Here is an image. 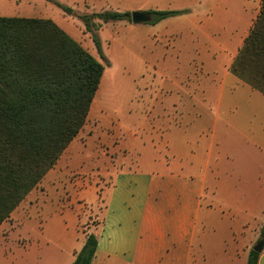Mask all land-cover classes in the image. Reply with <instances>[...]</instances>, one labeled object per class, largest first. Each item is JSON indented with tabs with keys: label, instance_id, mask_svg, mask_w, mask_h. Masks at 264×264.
<instances>
[{
	"label": "crops",
	"instance_id": "obj_1",
	"mask_svg": "<svg viewBox=\"0 0 264 264\" xmlns=\"http://www.w3.org/2000/svg\"><path fill=\"white\" fill-rule=\"evenodd\" d=\"M222 1V8L213 7L210 17L173 16L143 30L147 48L168 43L173 50L202 48L211 53L203 54L206 60L199 70H172L171 63L147 55L164 88L171 83L178 96L162 100L170 107L162 109L157 121L150 99L134 134L112 143V153L122 157L117 164L102 163L101 168L113 170L106 185L99 175L108 172H96L78 151L99 119L100 107L93 99L76 138L26 197L32 200L28 208L46 205L45 195L55 205L48 210L50 228L36 234V264H72L88 234L97 239L91 264H247L250 244L264 221V96L232 75L229 67L259 6L242 35L235 36L228 9L232 3ZM203 31L206 43L199 41ZM219 33L223 36L214 41ZM201 71L217 85L202 90ZM237 102H242V125L233 119ZM234 124L247 132L232 134ZM217 135L225 155L213 159ZM206 190L215 200L200 205ZM20 206L1 224L0 240L22 223ZM91 217L98 224L84 230ZM258 264H264V249Z\"/></svg>",
	"mask_w": 264,
	"mask_h": 264
},
{
	"label": "trees",
	"instance_id": "obj_2",
	"mask_svg": "<svg viewBox=\"0 0 264 264\" xmlns=\"http://www.w3.org/2000/svg\"><path fill=\"white\" fill-rule=\"evenodd\" d=\"M182 13L148 11V24ZM129 16L101 12L79 17L92 32L101 26L94 25L95 20L108 23L130 20ZM92 40L100 60L50 20L0 17V226L52 169L86 122L109 66L93 33ZM229 71L264 96V0ZM260 240L263 250L264 224ZM96 249V237L88 234L72 264H91ZM259 255L249 250L247 264H258Z\"/></svg>",
	"mask_w": 264,
	"mask_h": 264
},
{
	"label": "rangeland",
	"instance_id": "obj_3",
	"mask_svg": "<svg viewBox=\"0 0 264 264\" xmlns=\"http://www.w3.org/2000/svg\"><path fill=\"white\" fill-rule=\"evenodd\" d=\"M222 2L224 1L0 0V17L50 20L82 48L100 60L92 40V33L93 36L98 38L101 51L109 66H106V71L102 75L94 98L95 103L100 107L99 119L94 122L89 137L84 139L85 142L81 147H78V151L88 158V165L93 167L96 172H108V176L99 175L102 184L106 185L110 179H113V170L109 169V166L101 168L102 163H105V165L107 163H111V165L112 163L117 164L122 157V154L112 153V143H119L120 140L124 141L130 134H134L135 130L142 124L151 100L156 110L153 120L157 121L162 118V109L170 107L168 103H162V100H175L178 96L176 88L172 87L171 83H164L166 87L164 88L161 78L153 71L154 66L147 62V55L150 57L151 54L156 61L159 60V63L163 61L171 63L172 70H181L182 68L199 70V63H203L206 60L203 54L207 51L202 48L173 50L168 43H156V48H147L143 30L149 24L134 25L130 16V20H117L108 23L95 20L94 25L100 23L101 26L93 27L92 32L86 29L84 22L79 16L101 12H126L131 15L135 11L147 13L148 11L183 10L182 14L177 15L178 17H186L187 14L193 13L204 19L205 17H210V11L213 7L222 8ZM230 2L232 4L228 9L232 14L234 35H242L245 24L249 21L250 16L256 12L260 5V0H230ZM63 7L70 9L71 12H66ZM239 16L241 22L238 24ZM201 24L204 30V20ZM229 29L230 27L223 30ZM204 33L206 31H203L199 40L200 43L207 42L203 36ZM222 36L223 33H219L213 37V40L218 41ZM159 42H161L160 38ZM160 49L162 50L160 51ZM207 53H211V51ZM215 58L216 60L218 59V57ZM154 65H156V62ZM199 84H201V89L204 90L205 87L206 91L208 87L217 85L209 81L204 71H201V83ZM167 85H169V88H167ZM239 85V87L249 89L241 83ZM241 105L242 102H237L233 113V119L237 121L238 125H242L239 112ZM238 125L234 124L232 134L238 136V134L243 133L242 130L247 132V128H241ZM217 137L218 135L210 152L213 159L216 156L225 155V148L217 141ZM95 155L99 156V160L95 158ZM128 161L131 162V156H129ZM39 184L36 186L37 189ZM50 197V195H45L43 203L46 205H37L38 209L36 205L28 208L30 205L27 202L30 201L31 203L32 200L25 198L20 203L22 205L20 206L22 223L20 222L15 228L8 229L0 240V264H36V234L39 235L44 228L46 230L50 228V223L49 225L46 224L49 217L48 210L55 206L53 205L54 203L51 204ZM214 200V195L209 194L206 190L200 199V205H208ZM219 201L218 199L217 202ZM39 224H41V228ZM97 224L98 220L95 217H91L82 227L84 230H88ZM259 238L260 228L257 232V237L250 244L249 250L257 244Z\"/></svg>",
	"mask_w": 264,
	"mask_h": 264
},
{
	"label": "water",
	"instance_id": "obj_4",
	"mask_svg": "<svg viewBox=\"0 0 264 264\" xmlns=\"http://www.w3.org/2000/svg\"><path fill=\"white\" fill-rule=\"evenodd\" d=\"M130 17H131V22L134 25L143 24V23H149L151 21L150 15H148L147 13L138 12V11L132 12ZM262 246H263V241L260 240L252 248V250L255 251V252H261Z\"/></svg>",
	"mask_w": 264,
	"mask_h": 264
}]
</instances>
